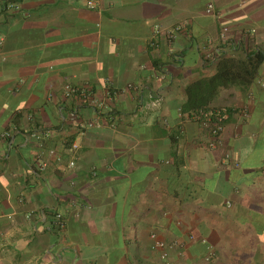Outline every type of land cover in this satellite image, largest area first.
Listing matches in <instances>:
<instances>
[{"label": "crops", "instance_id": "0c3cea01", "mask_svg": "<svg viewBox=\"0 0 264 264\" xmlns=\"http://www.w3.org/2000/svg\"><path fill=\"white\" fill-rule=\"evenodd\" d=\"M94 3L0 0V264H264V0ZM257 52L214 139L185 88Z\"/></svg>", "mask_w": 264, "mask_h": 264}, {"label": "trees", "instance_id": "16d2710c", "mask_svg": "<svg viewBox=\"0 0 264 264\" xmlns=\"http://www.w3.org/2000/svg\"><path fill=\"white\" fill-rule=\"evenodd\" d=\"M262 62L263 56L259 52L246 53L243 56L221 57L215 65V73L212 76L186 86V100L182 106L183 113L194 115L203 120L206 114L213 119L217 111L220 110L213 106L219 93L234 86L247 89L256 77ZM85 103L83 102L81 105L83 106ZM68 111L71 113L72 109ZM73 111L77 113V105L73 107Z\"/></svg>", "mask_w": 264, "mask_h": 264}, {"label": "built area", "instance_id": "2783aa9c", "mask_svg": "<svg viewBox=\"0 0 264 264\" xmlns=\"http://www.w3.org/2000/svg\"><path fill=\"white\" fill-rule=\"evenodd\" d=\"M85 5L87 6V8L89 9H94L95 8V3H94V0H85ZM181 29L180 25L178 26H175L174 29L171 31V30H167L165 32H163V34L165 35V37L168 39V40H172L176 33ZM155 32L158 34V33H162L161 30L159 29L158 26H155ZM79 94L80 96V99L82 101H88L90 100V96L88 93H86L84 90H79L77 88H73L69 85H67L65 87V95L67 97H69L70 95L72 94ZM77 116H76V113H71V119H74L76 120ZM227 119V115L224 111H218L216 113V115L214 116V118L212 119L210 117V115H206L205 116V119L202 121V124L205 128H207L211 134V136L216 139L219 137L222 129H223V123L224 121ZM78 127L81 129V130H84L86 128H90L92 126H94V122L92 121H86L84 123H80V124H77ZM211 146H215V142L211 144ZM73 147L75 148L76 146L73 145ZM39 165L41 167H45L46 164L45 162L43 161H39ZM70 165H72V163H70ZM55 220H56V224L57 226L59 227V229H63L64 228V225H65V221L64 219L62 218V216L60 214H56L55 215ZM152 238L154 239V243H153V248H156V249H159L161 252H160V257L162 259H165L167 257V249H168V245L161 241V240H157L155 238L154 235H152ZM213 256V253L210 252L205 260L209 261Z\"/></svg>", "mask_w": 264, "mask_h": 264}]
</instances>
